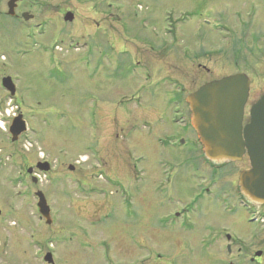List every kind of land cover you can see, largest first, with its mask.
<instances>
[{"label": "rangeland", "instance_id": "1", "mask_svg": "<svg viewBox=\"0 0 264 264\" xmlns=\"http://www.w3.org/2000/svg\"><path fill=\"white\" fill-rule=\"evenodd\" d=\"M20 7L32 21L0 24V81L9 77L16 87L10 97L0 82V264H47V254L53 264H220L215 256H229L226 233L243 251L264 240V205L252 209L239 194L247 157L225 170L219 186L235 185L222 191H203L197 178L175 182L173 170L187 174L193 150L185 105L171 97L177 88L156 84L178 80L184 97L205 81L247 74L246 123L264 95V59L256 58L264 50V1L27 0ZM66 11L73 22L63 21ZM168 25L175 34L165 33ZM243 33L262 39L261 49ZM137 39L169 52L155 56L163 72L130 67L141 58ZM18 115L27 132L12 142L8 127ZM43 162L48 172L36 169Z\"/></svg>", "mask_w": 264, "mask_h": 264}, {"label": "water", "instance_id": "2", "mask_svg": "<svg viewBox=\"0 0 264 264\" xmlns=\"http://www.w3.org/2000/svg\"><path fill=\"white\" fill-rule=\"evenodd\" d=\"M11 0L9 15L13 16L16 3ZM25 22L33 19L28 13L22 16ZM73 15L66 13L64 22H72ZM2 87L11 97L15 85L9 77L2 80ZM249 79L244 74H235L212 81L190 94L186 103L191 114V124L203 147L204 156L215 162H239L244 156L249 160L250 169L243 171L238 180L240 192L252 203L264 205V95L249 110V122L243 125L244 107L249 97ZM27 131L21 115L15 117L8 129L11 141ZM36 168L48 172L47 163ZM70 170H73L70 167ZM32 169L27 173L32 174ZM36 183V179H32ZM37 209L46 224H50V209L41 192H36ZM44 261L53 264L51 255Z\"/></svg>", "mask_w": 264, "mask_h": 264}, {"label": "flooded vegetation", "instance_id": "3", "mask_svg": "<svg viewBox=\"0 0 264 264\" xmlns=\"http://www.w3.org/2000/svg\"><path fill=\"white\" fill-rule=\"evenodd\" d=\"M25 1H27V0L18 1L16 3L15 8H14L13 16H10L9 12H10V8L12 6L11 0H0V24L3 26H8L6 23L7 19H15L16 21H18V20L23 21L22 16L24 14H27V13L29 14V12H26V10H22V8L24 6L20 7L22 4H24ZM256 1H262L263 2L264 0H256ZM9 4H10V8H9ZM172 8H173L174 12L178 11L181 15H185L187 13L186 10L185 11H181L179 9L176 10L175 6H173ZM165 11H167V12L170 11L169 7H167L165 9ZM101 12L107 13L104 10H101ZM66 13H67V11H66ZM30 16H32V15H30ZM102 19L105 20V19H107V17L103 16ZM176 24H178V23H176ZM176 24H175V27L177 26ZM171 31L174 32V34H175L174 29L170 25H168L167 28L165 29V33L170 34ZM243 35H244L243 38L245 40H249L252 44L259 45V48L261 49L262 44L260 43V41L262 39L251 40L246 34L243 33ZM137 43H138L140 48H138L139 52L138 51H136V52H137L138 56L139 55L141 56V58H140V60L137 59V60L132 61L133 63H132V66H130V67L133 70H140L144 73H148V74L152 73L153 75H155V71L163 72L164 66L163 65L157 66L155 64V62H156L155 56H159V57L163 58L169 52H167V50H162L159 53V51L161 49H159V48L156 49L154 41H151V40L137 39ZM258 57L260 59H264V50L261 51L260 56H256L257 59H258ZM159 63H161V62H159ZM247 64H248V62H247ZM198 67H202V66L200 64H198ZM2 79H3V77L1 78V81H2ZM215 80H218V79H215ZM211 81H214V80L211 79L209 81H205L204 83L199 85L194 91L188 93L184 97H183V95H184L186 88L182 82H180L178 80L172 81V79H170V80L165 79V80H161V81L157 80V82H156V84H158V88H171L172 86L177 88L175 90L176 95L175 96L172 95L171 97H173L175 100H179L177 102L183 103L185 105V114L184 115L186 117L187 123L185 124L184 135H186L187 137L188 136L190 137V143L193 147V150L190 152V155L188 157L190 159V163L187 165V174L179 176L178 173H176V171L173 170L172 176L175 177V182L182 179V177H184V179L185 178L202 179L205 182V184H207L203 191L206 190L207 193H209V191H210L209 187H207L208 185H210V186H216L217 185L216 187H218L219 191H222L224 188H230L229 186L235 185V183H232V181H231V183L224 182V187L219 186V184H220L219 179L221 178V176L223 177L224 175H227V173H225V170L229 167V165L236 163V162H215V161L208 160L203 154V147L201 146L199 139H198V141L196 139H194L195 137L198 138V136L195 133V131L192 127V124H191L190 111H189L188 105L186 103V99L190 94L194 93L199 87H201L205 83H208ZM250 84H251V81H250ZM149 93L151 94L152 98H154V99L158 97V93L160 94V92L154 90V87H153V91L151 89H149ZM249 95H250V93H249ZM148 97H149V95H148ZM141 98H142V96L140 95L139 92L132 95L133 100L134 99L139 100ZM247 117H248V119H247L246 123H248V121H249V115ZM193 136H195V137L193 138ZM132 168L135 169V166L133 165ZM249 168H250V166H248L243 171H247V170H249ZM212 188H214V187H212ZM212 188H211V191H212ZM203 191L201 192L202 195L197 196L198 199H203L205 197V194ZM124 193H126V192H124ZM239 194H240V197L244 198L245 201L249 204L248 206L252 207V209H253V207L256 204L252 203L247 197L243 196L241 193H239ZM208 196H210V194ZM132 198H133L134 202L137 200V195L134 192L132 193ZM133 203L130 205L133 206ZM89 228H90L89 230H91V229H94L95 227L94 228L89 227ZM152 232H153V237H154L153 241H155V232H156L155 229H152ZM114 234H115V231H114ZM135 236L138 237L137 231H136ZM224 237L226 238V242H227L226 246H228L227 249H228L229 256H215L218 263H220V264H264V240L251 242L249 247L244 248L245 251H243V248H239L236 245L237 241L234 240L230 236L229 233H226L224 235ZM234 245L237 246L236 248L238 249V253L236 252L235 254H234V250L232 248ZM100 248H102V245H100ZM231 252H232V254H230ZM100 255H102V253Z\"/></svg>", "mask_w": 264, "mask_h": 264}]
</instances>
